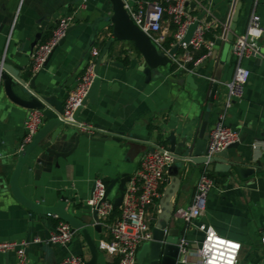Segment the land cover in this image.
<instances>
[{"label": "crops", "instance_id": "0c3cea01", "mask_svg": "<svg viewBox=\"0 0 264 264\" xmlns=\"http://www.w3.org/2000/svg\"><path fill=\"white\" fill-rule=\"evenodd\" d=\"M127 1L134 3L137 0ZM200 1L203 7L190 5L192 14L202 18L207 8L212 17L219 20V27L211 31L215 38L212 51L206 56L203 53L196 67L197 87H191L186 81L181 84L180 80L187 74L171 75L173 66L162 68L164 75L154 73L152 79L146 81L144 59L134 43L116 40L109 62L101 63L98 69L101 77L98 99L96 102L86 101L80 113L82 122L101 124L124 131L127 135L138 133L158 139L161 136L163 141L171 132L178 140L187 132L193 136L200 126L208 82L218 75L221 86L209 128L213 125L225 99L227 83L234 75L235 39L247 30L252 13L259 14L264 24V0H237L242 1V6L236 34L231 42L224 40L223 45L216 44L217 38L224 33L221 18L235 7L237 1ZM74 11L77 12L74 24L85 25L67 34L66 39L54 49L45 67L37 73L35 81L38 92L51 91L63 101L90 57L91 48L97 45L102 50L111 37L110 24L101 21L98 38H103L102 43L96 41L89 48L92 23L111 12L108 0H0V53L5 51L15 63L27 67L28 72L24 76L28 81L34 76L31 72L33 50L48 39L64 14ZM78 14L83 20L78 18ZM171 24L169 20L165 21L166 37L174 36ZM260 44L264 48V36ZM243 64L251 70V75L243 98L229 109L227 123L240 132V137L244 135L245 140L237 149H230L229 154L242 156L246 162L255 165L259 161L261 172L242 179L234 171L210 172L202 164L188 163L181 169L182 182L175 207L192 202L203 172L211 173L216 185L208 195L206 212L199 219L190 225L177 220L173 225L180 229V236H186L191 244L187 262L179 264H200L195 250L204 237L199 229L201 223L211 224L221 235L242 243L238 264H264V54L246 59ZM29 110L14 101L3 84L0 85V241H27L30 264H62L72 255L88 261L92 253L79 231L65 246L36 242V238H48L59 220L63 219L31 209L13 193L11 177L18 163L25 135L24 122ZM79 132L84 131L70 130L68 141L54 145L59 151H70L67 156H56L41 147L34 149L20 171L18 184L26 197L45 206L56 205L64 197L66 210L82 216L91 210L87 200L92 194L94 180L100 177L109 183L111 178L130 176L144 151L129 161L127 141L92 138L85 134H81L77 141ZM50 136L51 133L44 142ZM163 144L169 145L168 142ZM169 176L168 169V179ZM118 194L117 185L109 199L114 200ZM89 231L98 247L96 264H118L117 258L105 249L106 230L103 228L99 232L89 225ZM15 260L14 251L0 252V264H14ZM139 264H149L148 254Z\"/></svg>", "mask_w": 264, "mask_h": 264}, {"label": "built area", "instance_id": "2783aa9c", "mask_svg": "<svg viewBox=\"0 0 264 264\" xmlns=\"http://www.w3.org/2000/svg\"><path fill=\"white\" fill-rule=\"evenodd\" d=\"M192 2H195L194 8L197 5L204 6L200 0H137L134 3L125 0V8L133 21L148 33L156 47L165 53L184 37L189 25L199 19L200 22L191 41L183 42L179 49L182 51L171 55L173 76L178 73H195L196 67L202 60V57L196 60L195 53L205 49L204 56H206L215 45L214 40L208 37V33L219 27V20L213 18L210 10L205 7L206 13L202 18L194 16L190 9ZM76 14V11L64 14L48 39L35 47L31 55V72L37 74L45 67L54 49L66 36L69 27L76 22ZM166 20L177 26L171 47L165 45ZM263 36L264 24L260 15L254 12L247 30L236 37L233 45L234 75L227 83V93L218 109L217 119L209 128L208 156H213L240 139V132L227 123V113L233 104L244 96L251 70L243 64V61L262 54L260 41ZM102 40L98 38L97 41L100 43ZM101 51L97 45L91 48L90 57L64 100V110L61 115L63 121H75L74 113L87 97L97 75L96 65ZM191 62H194L193 68L189 67ZM43 124V111L30 109L24 122L25 135L20 151L32 141ZM79 129L91 135L98 131L95 124L86 122H81ZM175 161L176 156L170 146L159 141L155 143L154 150L144 151L127 181L122 203L117 207L120 211L116 215H114L116 209L114 200L109 199V196L103 200L108 184L100 177L94 180L95 189L87 204L91 209H97L102 229L106 230L105 249L117 258L118 264H139V249L144 243L153 239V227L157 219L159 201L168 181V169ZM215 185V179L208 172H203L197 182L192 202L175 207L173 218L188 225L199 219L206 212L208 195ZM199 229L204 233L200 246L195 250L200 264H238L242 250L240 241L221 235L211 224L201 223ZM76 231L69 222L59 220L48 238L45 240L36 238L35 241L65 246L72 240ZM27 245L28 242L24 240L0 241V252L14 251L16 253L14 264H30ZM179 246L182 254L179 263H186L187 254L191 252L189 239L181 236ZM83 262L81 256L72 255L64 263L82 264Z\"/></svg>", "mask_w": 264, "mask_h": 264}, {"label": "water", "instance_id": "95a60500", "mask_svg": "<svg viewBox=\"0 0 264 264\" xmlns=\"http://www.w3.org/2000/svg\"><path fill=\"white\" fill-rule=\"evenodd\" d=\"M237 1V0H236ZM111 7V12L105 16L98 17L92 23V36L89 43V48L92 47L98 38L99 23L101 21L108 22L111 26V37L105 42L101 54L97 60L96 77L91 86L87 97L82 104L76 109L74 113L73 122H65L61 119L64 110V101L58 98L55 93L51 91L38 92L36 86L37 74H34L30 81L24 76L28 72L27 67H22L15 63L6 55V52L0 53V85L7 91L8 95L17 103L27 107L28 109H41L44 113V124L39 129L32 141L25 146L19 153L18 163L11 177L12 190L16 198L30 207L31 209L48 214H55L59 218L69 222L87 242L92 257L90 260L82 264H96L98 260V247L94 241L90 231L89 225L95 227L99 232L102 230V225L98 216L97 209H91L88 213L82 216L74 215L66 210L67 201L63 197L56 205L45 206L34 200L26 197L20 190L18 184V177L20 171L26 162L28 156L37 147H41L56 156H67L71 152H62L57 150L56 145L63 144L68 141L70 130H79V124L82 122L80 113L84 104L88 99L96 102L100 91L101 77L99 76V66L101 63H108L110 58L111 48L116 40H129L134 43L138 51L143 56V69L146 76V81H150L153 74L164 75L162 68L171 66V55L176 54L180 45L183 42L189 43L197 29L199 19H196L189 25L184 37L178 41L168 53L160 51L152 42L148 33L143 31L131 18L127 9L125 8V0H108ZM195 7V2L191 3ZM242 1H237L235 7L230 10L223 18L221 24L224 28V33L217 38L216 44L223 45L224 40L232 41L237 29V22L240 15ZM78 18L83 20L81 14ZM85 23L74 24L69 27L67 34L77 29ZM66 34V36H67ZM66 36L61 40L60 44L66 39ZM261 53L264 54V48H261ZM117 63V62H114ZM30 72V69H29ZM188 82L191 87L196 88L195 73L190 72L185 78L180 80V83ZM220 77L214 76L208 82V94L205 99L204 111L198 131L192 136L188 132L184 134L180 140L176 137L174 132L166 136L165 141L169 143L170 149L176 156V161L169 166V179L164 189L163 195L159 201L157 219L153 227V239L144 243L138 253V263L141 262L148 254L149 264H179L182 254L180 251V229L172 226L173 212L175 209V200L177 193L181 186V169L188 163L202 164L213 172H236L242 179L248 178L251 175L261 172L260 162L258 164H251L246 162L242 156H230L229 150L237 149L245 139L244 135L226 149L215 153L213 156H208V139H209V120L218 101V92L220 89ZM98 128L96 134L91 135L87 132H79L76 135L78 141L81 134L91 136L92 138L101 139H116L125 140L129 145L127 159L129 161L140 154L142 151L154 150V145L159 141L158 137L151 135H141L138 133L126 134L124 131L115 130L101 124H95ZM51 133L50 138L44 142V139ZM44 142V143H43ZM260 166V167H259ZM130 176L121 175L111 178L107 185L105 200L118 185L119 194L114 199V207L121 205L124 192L126 189V181ZM95 189L93 185L92 192ZM264 236V233H263ZM51 264H59L52 262ZM65 264V263H62Z\"/></svg>", "mask_w": 264, "mask_h": 264}, {"label": "trees", "instance_id": "16d2710c", "mask_svg": "<svg viewBox=\"0 0 264 264\" xmlns=\"http://www.w3.org/2000/svg\"><path fill=\"white\" fill-rule=\"evenodd\" d=\"M167 17V16H166ZM172 24H171V27H172V29L174 30V31H176V29H177V26H176V24L175 23H173V22H171ZM208 37L210 38V39H212V40H214L215 38H214V32H209L208 33ZM174 40H175V38H174V36H170V37H167L166 38V42H165V45H166V47H171V43L172 42H174ZM134 47H135V49L138 51V49L136 48V46L134 45ZM182 50H180L179 52H181ZM139 52V51H138ZM203 53H205V50H201V51H198V52H196L195 53V55H194V58L197 60V59H199L200 57H202V54ZM189 67H191V68H193L194 67V62H191V63H189ZM162 137L161 136H159V142H161V143H167L166 141H163L162 139H161ZM210 175H211V173H209ZM212 176V175H211ZM108 181H106V183H107ZM108 184V183H107ZM119 208H116L115 210H114V215H116V214H118L119 213Z\"/></svg>", "mask_w": 264, "mask_h": 264}, {"label": "rangeland", "instance_id": "374dc122", "mask_svg": "<svg viewBox=\"0 0 264 264\" xmlns=\"http://www.w3.org/2000/svg\"><path fill=\"white\" fill-rule=\"evenodd\" d=\"M176 222H177V220H175L174 218L172 219V226L174 225V224H176Z\"/></svg>", "mask_w": 264, "mask_h": 264}]
</instances>
